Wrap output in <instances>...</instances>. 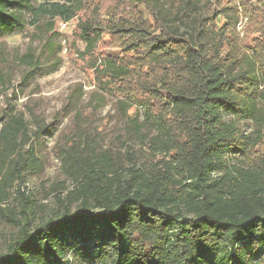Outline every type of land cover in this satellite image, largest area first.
Returning <instances> with one entry per match:
<instances>
[{
  "label": "trees",
  "instance_id": "1",
  "mask_svg": "<svg viewBox=\"0 0 264 264\" xmlns=\"http://www.w3.org/2000/svg\"><path fill=\"white\" fill-rule=\"evenodd\" d=\"M89 1L36 8L0 0V37L24 28L25 8L33 25L40 17H78L85 54L109 65L93 70L107 77L99 85L144 110L143 125L156 130L167 159L124 174L95 140L85 137L83 146L71 125L59 150L74 187L57 196L63 212L31 228L33 200L23 186L28 173L41 172L32 139L48 126L32 132L23 115L11 114L0 126V217L20 232L0 252V264H62L68 249L84 252L91 243L96 264H203L221 251L235 255L242 243L252 264H264V0H170L167 8L157 0H112L88 10ZM240 18L247 21L239 32ZM104 32L120 60L105 58ZM221 110L252 120L256 134L224 121ZM231 152L243 162L225 166ZM16 183L21 216L4 206Z\"/></svg>",
  "mask_w": 264,
  "mask_h": 264
},
{
  "label": "rangeland",
  "instance_id": "2",
  "mask_svg": "<svg viewBox=\"0 0 264 264\" xmlns=\"http://www.w3.org/2000/svg\"><path fill=\"white\" fill-rule=\"evenodd\" d=\"M27 1L37 8L46 2L59 0ZM157 1L166 8L170 2ZM89 3L86 9L91 10L98 4L109 6L112 0H90ZM22 12L24 28L0 37V126L11 114L23 115L32 132L38 124L48 126L41 136L32 139L42 163L41 172L28 173L23 186V191L33 200L28 219L30 227L34 228L63 212L64 206L57 201V196L65 197L74 187L62 171L59 150V140L71 125H75L83 146L86 145L85 137L95 140L98 151L106 150L121 162L124 174L132 166L146 171L160 166L167 156L155 145L156 130L143 125L144 110L116 90L99 85L107 77L102 73L97 75L98 79L93 70L104 71L109 69V65L103 56L96 59L85 54L87 45L76 32L78 17L63 28L64 21L50 19L49 16L40 17L33 25L36 18L32 12L28 8ZM246 21L240 18L239 32ZM103 41L105 58L120 60L123 57L106 32ZM220 115L249 136H254L258 130L252 120H239L225 110H221ZM242 162L239 152H231L226 155L224 165ZM220 171H214V174L219 175ZM17 189L18 183L4 206L14 208L21 216L23 204ZM22 222H26L25 217H22ZM177 228L178 225L174 224L171 231ZM19 232L20 226L11 225L0 217V252L7 250L11 239ZM235 250L231 257L225 251L208 256L203 264H252L255 261L246 243L236 246ZM94 251V243L88 245L84 252L75 246L66 251L62 264H96Z\"/></svg>",
  "mask_w": 264,
  "mask_h": 264
},
{
  "label": "built area",
  "instance_id": "3",
  "mask_svg": "<svg viewBox=\"0 0 264 264\" xmlns=\"http://www.w3.org/2000/svg\"><path fill=\"white\" fill-rule=\"evenodd\" d=\"M73 22V21H72ZM69 23H71V22H64L63 24H62V27L63 28H67V25H69Z\"/></svg>",
  "mask_w": 264,
  "mask_h": 264
}]
</instances>
